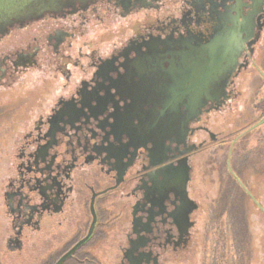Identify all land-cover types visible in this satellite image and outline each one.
Returning a JSON list of instances; mask_svg holds the SVG:
<instances>
[{
	"label": "flooded vegetation",
	"instance_id": "obj_1",
	"mask_svg": "<svg viewBox=\"0 0 264 264\" xmlns=\"http://www.w3.org/2000/svg\"><path fill=\"white\" fill-rule=\"evenodd\" d=\"M263 34L264 0H91L8 26L0 33V130L13 136L1 194L8 250L28 246L37 264H173L193 255L205 244L198 196L211 151L227 155L215 172L228 187L216 209L229 211L233 225L221 237L248 238L247 211L264 214L251 192L256 180L246 181L256 155H232L258 127L230 140L235 131L211 118L237 102V80ZM215 40L224 66H239L220 80L222 97L197 116L189 106L166 108L167 99L190 94L186 57L208 58L200 51ZM254 175L263 179L264 165Z\"/></svg>",
	"mask_w": 264,
	"mask_h": 264
},
{
	"label": "rangeland",
	"instance_id": "obj_2",
	"mask_svg": "<svg viewBox=\"0 0 264 264\" xmlns=\"http://www.w3.org/2000/svg\"><path fill=\"white\" fill-rule=\"evenodd\" d=\"M146 13L149 14L150 12L146 11ZM135 17L136 15H131L127 21L118 17L116 18L117 20L111 23V25L109 24V26L116 30L119 25H126L131 19H135ZM256 52L251 68L243 73L237 80L238 90L241 93L237 102L231 106V109L226 108L223 112L215 114L211 118V123L215 124V126H223L226 129L235 131L230 137V140L238 136L247 128L258 124L264 113V34ZM34 102L35 99H33L31 104L33 107L36 106L33 104ZM22 105L23 102L17 105V112H19L20 106ZM31 106L28 107V111H26L25 114L26 117L31 115V118H34L36 114L32 113V110L30 109ZM23 126L24 124L19 120L18 129L21 128V131H23ZM12 138L13 136H11V132L7 131L6 128L0 130V264H37V262L34 261V257L29 255L27 250L28 246L25 251L20 254L8 250L6 245L7 222L1 212L3 210L1 194L3 191L4 180H6V172L10 165L8 156L13 148V145H10V139ZM246 139L247 140L242 143V146L239 147L241 150L238 152L235 150L232 156L237 154L242 156L250 155L252 157L251 161H253L256 155L255 164L258 167L254 169V174H259L260 166L264 165V163L260 166L258 164L259 161L260 164L264 162V158L261 159L262 156L259 158L260 154H264V126H259L258 129L254 130ZM236 148H238V146H236ZM205 158L206 160H210L209 171L212 172L207 177V183L203 186L204 192L201 189L198 196L202 203L203 201L205 202L204 204H201L202 211L200 212L201 216L202 212L203 215H205V219H203L202 223L204 227L203 238H205V244H200V246L194 245L192 251L193 255L192 253L189 255L183 254L178 256L177 259L174 257L169 258L168 261L173 264H189L192 260V264H210L213 254H217L221 257L225 252L230 250L229 254H225V259L222 264H236L234 258L235 253L236 258L239 259L237 264H264V214L260 209H256L254 205L246 213L248 219L246 234L248 235V238H239L241 239V242L237 241V244H234L232 238L221 237L225 234L229 237L232 233L231 227L233 225L231 219L229 221L226 219L229 211L222 214V208H220V210L216 209L219 208L218 204L221 203L222 192L228 190V187L225 186L224 188V184H220L218 174L215 172H222V165L226 163L227 155H218L216 151H211V153H208V156ZM202 170L203 167L200 163L198 171ZM254 174L246 175V181L250 183L252 180H256L251 192L256 197H258L259 193L261 198L260 203L262 208H264V192L262 196L260 195L261 192H259V185H261L260 181H262V185L264 186V178L260 179L255 177ZM197 178H201L200 172H197ZM210 206H213V208L216 209L214 213H212L211 210L208 212ZM208 213L209 215L212 214V216L214 214L215 217L210 220ZM207 255L208 257L206 258Z\"/></svg>",
	"mask_w": 264,
	"mask_h": 264
},
{
	"label": "water",
	"instance_id": "obj_3",
	"mask_svg": "<svg viewBox=\"0 0 264 264\" xmlns=\"http://www.w3.org/2000/svg\"><path fill=\"white\" fill-rule=\"evenodd\" d=\"M87 1L91 0H0V33L15 22L23 23L27 20L39 19L45 14L74 9L76 4H85ZM226 46L231 47L230 44H226ZM239 46L241 47L242 44H239ZM222 50L219 41L215 40L212 47L200 51H209L208 58L203 55L204 53H192L186 57L192 59L187 64L188 72L185 76V80L190 81L191 87L188 89L190 94L185 97L167 99L166 108L176 106V114H179L181 107L187 108L189 106L190 113L197 116L200 113L199 109L206 102H214L222 97H215L216 94H219V96L221 94L219 93L220 80L224 74H229V69L236 70L239 68L238 63L235 61L228 62L226 67L224 66V58L219 57L220 53H225ZM226 52L228 51L226 50ZM229 75H232V72ZM177 119L178 115L175 120ZM262 125H264V119L256 127ZM65 259H62L58 264H62Z\"/></svg>",
	"mask_w": 264,
	"mask_h": 264
},
{
	"label": "trees",
	"instance_id": "obj_4",
	"mask_svg": "<svg viewBox=\"0 0 264 264\" xmlns=\"http://www.w3.org/2000/svg\"><path fill=\"white\" fill-rule=\"evenodd\" d=\"M262 118H264V113H263V116H262Z\"/></svg>",
	"mask_w": 264,
	"mask_h": 264
}]
</instances>
